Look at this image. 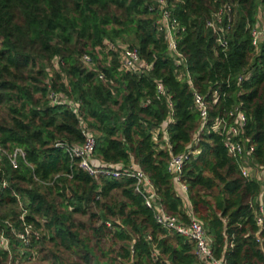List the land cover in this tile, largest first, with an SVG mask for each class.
Returning a JSON list of instances; mask_svg holds the SVG:
<instances>
[{
	"label": "trees",
	"instance_id": "obj_1",
	"mask_svg": "<svg viewBox=\"0 0 264 264\" xmlns=\"http://www.w3.org/2000/svg\"><path fill=\"white\" fill-rule=\"evenodd\" d=\"M164 1L183 66L157 30L155 0H0V147L25 155L15 170L6 157L0 167V264H199L192 243L156 225L134 179L90 176L57 146H81L83 129L95 140L92 166L141 170L166 213L202 226L215 259L264 264L262 183L241 176L212 130L239 106L240 140L264 171V39L258 49L251 39L264 0ZM226 9L217 32L207 27ZM107 44L136 49L143 71L121 70ZM194 93L208 108L202 132ZM189 151L183 195L167 168Z\"/></svg>",
	"mask_w": 264,
	"mask_h": 264
},
{
	"label": "built area",
	"instance_id": "obj_2",
	"mask_svg": "<svg viewBox=\"0 0 264 264\" xmlns=\"http://www.w3.org/2000/svg\"><path fill=\"white\" fill-rule=\"evenodd\" d=\"M155 4L161 11V18L157 22V30L162 33L165 41L167 42V48L169 54L172 56L176 66H183L184 61L177 53V44L175 34L177 32V24L170 20V13L166 9V4L164 0H155ZM224 13H229V10H221L214 15V19L207 23V27L211 28L213 31H218V25L222 21V16ZM228 16V15H227ZM264 22L256 29L251 32L252 45L258 49L260 43L264 39ZM220 47H225V42H219ZM106 49L111 52H116L117 49L120 50V69L126 72H132L135 74L141 73L144 69L142 62L140 61L139 54L136 49L127 46H114L112 44H107ZM85 61L88 58L84 57ZM239 81H243L240 78ZM157 92L159 95L163 96L164 91L160 85L157 86ZM216 97V93L214 94ZM194 98V109L198 113L199 118L202 123L199 128V132L204 131L206 126V121L208 117V108L204 98L196 93L193 94ZM50 100L52 104H67L70 106L69 102L63 99H59L58 95L51 93ZM170 106V104H169ZM228 117L231 119L232 124L226 126V123L221 120H216L212 126L213 132L225 135L223 145L227 152L228 157L241 161L239 164V171L241 176L245 179L256 178L262 183V191L260 197L257 199V207L255 214V224L258 228V233L264 235V171L252 166L248 157L253 153V147L246 146V142L240 140V135L243 128L246 125V117L240 110V107H235L229 114ZM83 144L81 146L66 147V145H57L59 147H64L70 158L73 160H78V166L81 170L89 174L90 176L96 177L97 175L110 176L113 179H119L122 177L132 178L135 180V192L144 196L145 206L149 210L153 211L154 220L157 226L165 230L168 233H175L195 246V256L199 264H225L221 259H215L212 255L209 240L207 238L206 232L202 226L190 216L187 223H182L175 216L166 213L157 203L156 196L154 194L151 183L147 176L135 166H131L124 171L111 170L105 164H98L92 166L91 158L95 147V140L92 135L86 131L82 130ZM197 151H189L170 159L168 163V172L174 176L175 184L177 190L180 194H186V186L181 180V170L185 162L190 156L195 155ZM7 158L8 163L12 169H17L20 160H24V152L20 149H14L12 153L7 154L6 151L0 147V167L4 158ZM5 183H0L2 188H5ZM29 233L28 228L25 229L24 234H20L19 238L26 243V237ZM0 244L4 247L6 242L1 238ZM155 257V255H153Z\"/></svg>",
	"mask_w": 264,
	"mask_h": 264
},
{
	"label": "crops",
	"instance_id": "obj_3",
	"mask_svg": "<svg viewBox=\"0 0 264 264\" xmlns=\"http://www.w3.org/2000/svg\"><path fill=\"white\" fill-rule=\"evenodd\" d=\"M150 191H153V190H150ZM186 207H187V210H189V208H190L189 205H186Z\"/></svg>",
	"mask_w": 264,
	"mask_h": 264
},
{
	"label": "rangeland",
	"instance_id": "obj_4",
	"mask_svg": "<svg viewBox=\"0 0 264 264\" xmlns=\"http://www.w3.org/2000/svg\"><path fill=\"white\" fill-rule=\"evenodd\" d=\"M124 46V45H123ZM120 54V53H119ZM119 57H120V55H119Z\"/></svg>",
	"mask_w": 264,
	"mask_h": 264
}]
</instances>
